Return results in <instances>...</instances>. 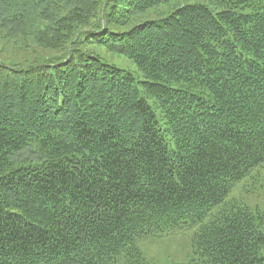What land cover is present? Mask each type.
I'll return each mask as SVG.
<instances>
[{"label": "trees", "instance_id": "16d2710c", "mask_svg": "<svg viewBox=\"0 0 264 264\" xmlns=\"http://www.w3.org/2000/svg\"><path fill=\"white\" fill-rule=\"evenodd\" d=\"M0 42V264H158L185 230L180 264H264L228 198L264 165V0H0Z\"/></svg>", "mask_w": 264, "mask_h": 264}, {"label": "rangeland", "instance_id": "374dc122", "mask_svg": "<svg viewBox=\"0 0 264 264\" xmlns=\"http://www.w3.org/2000/svg\"><path fill=\"white\" fill-rule=\"evenodd\" d=\"M3 44L0 42V48ZM104 58L123 68L133 69V65L124 57L103 53ZM28 60H31L29 57ZM10 63H26L24 56L13 57ZM247 206L252 211L259 210L264 216V165L250 177L237 183L228 196ZM264 230V225H263ZM143 253L158 264H180L185 261V254L190 252V231L185 230L177 235L150 238L140 244Z\"/></svg>", "mask_w": 264, "mask_h": 264}]
</instances>
